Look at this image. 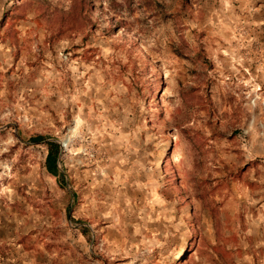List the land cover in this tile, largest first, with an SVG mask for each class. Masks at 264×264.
<instances>
[{"label":"rangeland","instance_id":"374dc122","mask_svg":"<svg viewBox=\"0 0 264 264\" xmlns=\"http://www.w3.org/2000/svg\"><path fill=\"white\" fill-rule=\"evenodd\" d=\"M0 264H264V0H0Z\"/></svg>","mask_w":264,"mask_h":264},{"label":"trees","instance_id":"16d2710c","mask_svg":"<svg viewBox=\"0 0 264 264\" xmlns=\"http://www.w3.org/2000/svg\"><path fill=\"white\" fill-rule=\"evenodd\" d=\"M41 140V137H34L32 141L37 143ZM58 153V146L56 144L48 145V151L45 158L46 168L49 173H53L56 170V155Z\"/></svg>","mask_w":264,"mask_h":264}]
</instances>
